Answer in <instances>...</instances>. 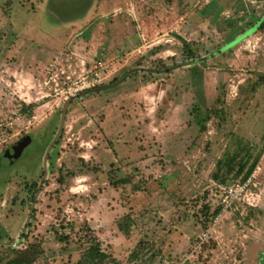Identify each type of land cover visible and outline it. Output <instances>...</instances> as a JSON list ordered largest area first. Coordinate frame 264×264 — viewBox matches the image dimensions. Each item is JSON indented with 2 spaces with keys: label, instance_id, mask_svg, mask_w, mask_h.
<instances>
[{
  "label": "rangeland",
  "instance_id": "1",
  "mask_svg": "<svg viewBox=\"0 0 264 264\" xmlns=\"http://www.w3.org/2000/svg\"><path fill=\"white\" fill-rule=\"evenodd\" d=\"M263 19L264 0H0V264H77L88 228L119 264H257ZM133 69L73 102L50 148L67 99ZM247 157L260 161L243 181ZM245 183L253 205L213 215L218 187Z\"/></svg>",
  "mask_w": 264,
  "mask_h": 264
},
{
  "label": "trees",
  "instance_id": "2",
  "mask_svg": "<svg viewBox=\"0 0 264 264\" xmlns=\"http://www.w3.org/2000/svg\"><path fill=\"white\" fill-rule=\"evenodd\" d=\"M263 24H264V19L259 21L257 24H255V27L252 30L262 28ZM182 44H183L184 53H185L187 59L190 60L188 62H194L195 59H196V53L193 51L192 47L190 46V44L188 42L182 40ZM197 64H194V65L191 66V70H192V72L195 75H196V73L199 70V67L197 66ZM175 68H177V67H174V68L164 67V70L149 71V73L150 74H152V73H169V72H172ZM91 94H93V93H91ZM91 94H88V95L80 97V98L88 97ZM76 100L77 99H72V101L70 102L69 108H70L71 104L73 102H75ZM69 108H68V111H69ZM67 115H68V113H67ZM61 118H62V116H61ZM60 123H61V120H60ZM59 129H60V126L58 128V131H57L56 135L59 133ZM63 130H64V128H63ZM63 130L61 132V135L63 133ZM58 140L55 143V146L58 143ZM248 157H249V155H248ZM248 157L246 159H241L239 161V163H238L239 167H238V169L236 171V175L243 176V179H242L243 181H247V180L250 179V177L252 176V174L256 170V167L258 166V163L260 161V157L255 159L253 161V163L250 165V167L247 168L248 167V165H247L248 164V159H249ZM49 158H50V155H49ZM49 158H48V160H49ZM235 162H236V157L232 158L231 161L229 162V171L233 170V166L231 164L234 165ZM43 172H44V178H45L47 170L44 169ZM39 191H40V189H39ZM206 209H207V212H209V208L206 207ZM220 211H221V207L219 206L213 212V215H217ZM130 221H131L130 217H124L123 219H121L118 222L119 230L122 231V232H125L127 234L128 231H129V226H130L129 222ZM87 232H88L87 236H88V240H89L90 246L85 251L84 255L78 261L77 264H119L116 259H114L113 257H111L109 254H107L106 252H104L102 250L101 245H100V241L97 239V237L95 236L94 232L90 228L87 229ZM142 251H143V246H142L141 243H139L137 245V247L135 248V250L130 255V261L131 262L137 261L141 257ZM9 264H32V262L29 261L28 263H26V260H25L24 256H21V258L14 259ZM141 264H148V263L142 261Z\"/></svg>",
  "mask_w": 264,
  "mask_h": 264
},
{
  "label": "water",
  "instance_id": "3",
  "mask_svg": "<svg viewBox=\"0 0 264 264\" xmlns=\"http://www.w3.org/2000/svg\"><path fill=\"white\" fill-rule=\"evenodd\" d=\"M200 61H203V60H200ZM200 61L197 60V61H194V62H188V63L185 64V66H192L194 64L199 63ZM180 66H182V65H180ZM136 71H137L136 69L131 70L125 77H123V79L121 81H119V82H117L115 84L99 86V87H96L94 89H90L88 91H84L82 93H79L78 95L67 99L65 101V103H64L63 110H62V118H61L59 133L56 135V137L53 140L50 148L52 149L55 146V143L57 142V140L59 139V137L61 135V132H62L64 126H65V121H66V118H67L68 108H69V105H70V102L72 101V99H78L80 97L86 96V95L91 94V93H98V92H102V91H106V90L115 88L119 83H122L123 81H125L128 78V76H130L133 72H136ZM30 143H31L30 140L29 141L22 140L21 142L15 144L13 147H11L10 149L7 150V152L4 155V160L9 161V163L10 162L14 163V162L18 161L21 158L22 154H23V150L26 149L27 146ZM50 150L46 154V161H48V158H49V155H50ZM44 169L47 170V164H46Z\"/></svg>",
  "mask_w": 264,
  "mask_h": 264
},
{
  "label": "built area",
  "instance_id": "4",
  "mask_svg": "<svg viewBox=\"0 0 264 264\" xmlns=\"http://www.w3.org/2000/svg\"><path fill=\"white\" fill-rule=\"evenodd\" d=\"M76 96V95H75ZM219 193L221 194V213H226L230 210L235 202H245L253 205L252 200L255 201L253 193H250V183L238 184L234 186H219ZM221 216L219 215L217 220Z\"/></svg>",
  "mask_w": 264,
  "mask_h": 264
},
{
  "label": "flooded vegetation",
  "instance_id": "5",
  "mask_svg": "<svg viewBox=\"0 0 264 264\" xmlns=\"http://www.w3.org/2000/svg\"><path fill=\"white\" fill-rule=\"evenodd\" d=\"M257 264H264V251H262V253H260L259 260H258Z\"/></svg>",
  "mask_w": 264,
  "mask_h": 264
}]
</instances>
